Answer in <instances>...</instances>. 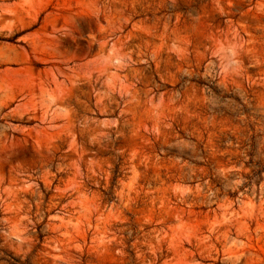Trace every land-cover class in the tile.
Here are the masks:
<instances>
[{
    "label": "rangeland",
    "instance_id": "1",
    "mask_svg": "<svg viewBox=\"0 0 264 264\" xmlns=\"http://www.w3.org/2000/svg\"><path fill=\"white\" fill-rule=\"evenodd\" d=\"M0 264H264V0H0Z\"/></svg>",
    "mask_w": 264,
    "mask_h": 264
}]
</instances>
